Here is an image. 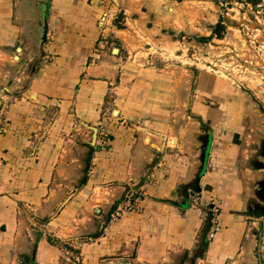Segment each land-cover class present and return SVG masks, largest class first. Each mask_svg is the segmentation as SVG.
<instances>
[{"label": "crops", "instance_id": "1", "mask_svg": "<svg viewBox=\"0 0 264 264\" xmlns=\"http://www.w3.org/2000/svg\"><path fill=\"white\" fill-rule=\"evenodd\" d=\"M174 3L0 0V264H256L262 218L243 211L264 204V153L243 147L235 102L158 63ZM127 190L136 211L111 220Z\"/></svg>", "mask_w": 264, "mask_h": 264}, {"label": "rangeland", "instance_id": "2", "mask_svg": "<svg viewBox=\"0 0 264 264\" xmlns=\"http://www.w3.org/2000/svg\"><path fill=\"white\" fill-rule=\"evenodd\" d=\"M173 7L176 28L170 39L157 42L158 63L175 61L189 78L190 89H196L195 75L204 76L215 87V97L221 94L235 102L237 106L229 113L234 112L235 117L239 114L238 119L244 116V130L241 122L237 128L241 127L244 136L252 135L254 142L244 141L243 147L263 150L264 0H177ZM219 21L223 28L215 30ZM182 98L181 109L185 108V97ZM196 99L214 108L222 102L202 95ZM168 142L174 144L173 139Z\"/></svg>", "mask_w": 264, "mask_h": 264}, {"label": "built area", "instance_id": "3", "mask_svg": "<svg viewBox=\"0 0 264 264\" xmlns=\"http://www.w3.org/2000/svg\"><path fill=\"white\" fill-rule=\"evenodd\" d=\"M113 2L115 0H112ZM109 14L108 12H103L102 15L100 16V21H99V24L101 27L103 26H106L107 25V20L109 18ZM114 18H117V13L113 15ZM50 39L49 36H47L46 40L48 41ZM49 58V56L47 55H44V60H47ZM1 124V122H0ZM0 132H2V127L0 126ZM97 140V144L100 145V146H103L105 144H107V142L109 141L108 140V137L106 135V132H104V129L100 128V134L98 136V138L96 139ZM199 198H198V195H194L192 198H191V203L193 205H197L199 204L198 201ZM137 193L134 192V191H131V190H127L126 193H125V204L123 206H120L119 208H117L115 210V212L113 213V215L111 216V220H115V219H118L124 212L126 211H136L137 209ZM203 207V211L205 213V215H209V219H210V227H209V230H208V233H207V239L208 240H211L216 231L218 230V224H217V215H218V205L217 203H211V204H206V205H202ZM262 218V227L264 229V216H261ZM75 261L78 262V258H75Z\"/></svg>", "mask_w": 264, "mask_h": 264}, {"label": "water", "instance_id": "4", "mask_svg": "<svg viewBox=\"0 0 264 264\" xmlns=\"http://www.w3.org/2000/svg\"><path fill=\"white\" fill-rule=\"evenodd\" d=\"M116 51V49H115ZM92 130V139H91V144L94 145L95 143V139H96V134H97V129L96 127H91ZM207 149V143H205L202 148H201V155H200V161L203 164L204 163V159H205V152ZM263 150H261L262 153ZM260 191L263 193L264 192V182L261 183L260 182ZM259 199H261L262 201H264V197L262 198L261 196L259 197ZM243 213L247 216H251V217H261L264 216V204H261L260 202H255L253 203L250 207H248L245 211H243ZM262 221H259V229L257 231H255L256 234V239H255V250H254V254H255V258H256V264H263L262 260H261V253H260V248H261V236H262Z\"/></svg>", "mask_w": 264, "mask_h": 264}, {"label": "trees", "instance_id": "5", "mask_svg": "<svg viewBox=\"0 0 264 264\" xmlns=\"http://www.w3.org/2000/svg\"><path fill=\"white\" fill-rule=\"evenodd\" d=\"M220 28H223V25H222L221 21H219V22L217 23L215 30H216V29L218 30V29H220ZM215 34H216V33H215ZM193 189H194V191H199V186H198L197 183L193 186ZM206 216H207V217H206L207 225L204 227V228H205V229H204V232H205V233L209 230V227H210V219H209V215H206ZM201 246H202V248H203V247L205 248V246H206L205 239H204V241L202 242Z\"/></svg>", "mask_w": 264, "mask_h": 264}, {"label": "flooded vegetation", "instance_id": "6", "mask_svg": "<svg viewBox=\"0 0 264 264\" xmlns=\"http://www.w3.org/2000/svg\"><path fill=\"white\" fill-rule=\"evenodd\" d=\"M261 193H262V192H261ZM261 193H260V194H261ZM262 195L264 196V192L262 193Z\"/></svg>", "mask_w": 264, "mask_h": 264}]
</instances>
